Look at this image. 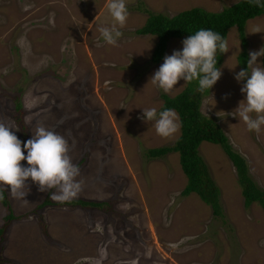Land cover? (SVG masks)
I'll return each mask as SVG.
<instances>
[{
  "label": "rangeland",
  "instance_id": "1",
  "mask_svg": "<svg viewBox=\"0 0 264 264\" xmlns=\"http://www.w3.org/2000/svg\"><path fill=\"white\" fill-rule=\"evenodd\" d=\"M235 1L126 0L127 23L112 46L98 31L113 23L107 0H0V122L12 128L25 155L23 142L37 127L62 135L82 182L74 199L99 203H56L54 190L41 192L30 178L28 203L5 190L0 264H264V209L243 204L220 146L201 141L197 147L218 188L220 213L213 215L195 193L180 194L186 180L176 152L145 155L171 145L179 131L165 139L154 121L141 119L143 109L161 111V94L173 96L188 83L181 79L170 93L151 83L165 55L182 50L187 37L170 38L153 63L155 35L135 30L149 14L217 12ZM256 26L264 31V14L245 22L247 59L261 50L264 32L250 33ZM225 40L229 51L217 65L222 75L200 95L199 111L221 127L264 190V126L249 131L237 115L245 81L235 79L241 46L234 26ZM46 195L51 205L36 208ZM8 211L13 218L5 222Z\"/></svg>",
  "mask_w": 264,
  "mask_h": 264
},
{
  "label": "clouds",
  "instance_id": "2",
  "mask_svg": "<svg viewBox=\"0 0 264 264\" xmlns=\"http://www.w3.org/2000/svg\"><path fill=\"white\" fill-rule=\"evenodd\" d=\"M254 3L264 7L261 0H254ZM105 7L113 23L111 26H101L98 31L104 42L117 46L122 36L120 29L126 25L129 15L126 0H107ZM257 32L264 31L256 26L250 33ZM182 44V50L165 55L163 63L151 76V83L164 93H170L181 79L188 83L196 80L198 91H209L222 75L217 67V52L229 51L227 41L217 32L200 29L185 38ZM259 56H264V52H249L247 68L235 75L238 82L245 81L240 88L245 94L244 103L237 107V115L247 130L257 133L264 126V68L256 66ZM247 69H251L250 73ZM141 119L154 121L156 134L165 139L174 136L180 128L178 115L172 109L160 112L154 107L143 109ZM11 129L0 122V193L7 190L14 199L28 203L25 196L29 191L27 181L30 178L39 191L54 190L50 198L56 203L63 204L77 198L82 191V182L77 180L79 167L72 163L67 140L39 126L31 138L23 142V149L27 152L25 155L21 140ZM21 161H26L27 166H23ZM0 199H3L2 194Z\"/></svg>",
  "mask_w": 264,
  "mask_h": 264
},
{
  "label": "trees",
  "instance_id": "3",
  "mask_svg": "<svg viewBox=\"0 0 264 264\" xmlns=\"http://www.w3.org/2000/svg\"><path fill=\"white\" fill-rule=\"evenodd\" d=\"M261 4L264 5V0H261ZM261 14H264V7L256 6L254 0L253 2H250V0H237L217 12L207 11L200 7H191L172 16H165L160 13L149 14L141 27L136 29L135 32L137 34L155 35L156 41L151 52L150 61L157 63L161 59L166 42L170 38L188 37L200 29H210L219 33L225 40L228 28L234 26L241 46V50L236 55V61L240 70H242L247 68L245 22ZM261 51L264 52V38L261 42ZM220 60L221 53L218 51L217 65ZM260 63L264 68V56H260ZM206 91L203 93H206ZM203 93L198 91V86L187 83L180 92L173 96L161 94L162 105L160 110L172 109L177 113L180 125L179 134L171 145L146 149L145 155L148 158H158L166 153L176 152L180 169L186 180L180 194L195 193L204 203L209 205L213 215H219L218 188L211 179L206 164L197 149L201 141L217 144L234 167L243 204L248 205L250 202H258L264 209V190L259 188L250 178L243 157L231 148L221 127L213 119L203 116L199 111L200 95ZM0 194L3 195L0 204L9 208L5 190H2ZM66 204L99 205L98 202L81 199H73L71 202H66ZM45 205H51L47 195L36 208ZM12 218L10 211L4 216L5 222ZM5 225L0 227V236Z\"/></svg>",
  "mask_w": 264,
  "mask_h": 264
}]
</instances>
